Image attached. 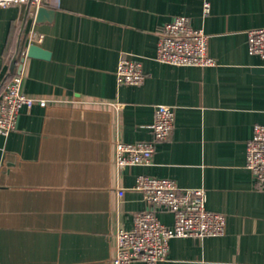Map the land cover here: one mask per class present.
<instances>
[{
	"label": "crops",
	"instance_id": "1",
	"mask_svg": "<svg viewBox=\"0 0 264 264\" xmlns=\"http://www.w3.org/2000/svg\"><path fill=\"white\" fill-rule=\"evenodd\" d=\"M43 8L52 14L39 22L33 6L0 9V94L21 74L22 91L46 101L21 108L14 130L0 135V264H111L116 232L149 208L133 190L140 175L203 189L206 208L226 217L223 236L174 238L158 264H264V192L245 167L246 142L264 124V59L247 48V31L264 28V0ZM177 16L207 35L214 66L155 60L159 33ZM29 45L49 58L21 61ZM122 57L141 63L140 86L118 85ZM156 105L175 108L169 139L149 165L118 168L117 143L152 139ZM157 217L173 225L171 213Z\"/></svg>",
	"mask_w": 264,
	"mask_h": 264
},
{
	"label": "built area",
	"instance_id": "2",
	"mask_svg": "<svg viewBox=\"0 0 264 264\" xmlns=\"http://www.w3.org/2000/svg\"><path fill=\"white\" fill-rule=\"evenodd\" d=\"M48 0H0V9L14 5L34 7V17ZM209 4L204 3L203 13L208 15ZM208 37L202 30L194 29L189 19L177 16L165 24L159 33L155 60L175 67H212L215 65L207 53ZM247 48L251 55L264 59V28L247 31ZM27 50L24 58H27ZM118 85L140 86L145 74L139 61L122 57L116 69ZM22 75L10 77L0 94V135L7 136L15 128L21 108L45 107L46 101L29 96L22 91ZM175 123V108L156 105L151 123L152 139L135 143L116 144L118 168L149 165L155 145L169 139ZM245 167L255 181V187L264 192V124H255L252 137L246 142ZM133 190L143 195L148 209L135 214L130 229H120L115 234L116 252L111 264H158L166 260L169 242L174 238L218 237L226 231V217L206 208L203 189H182L170 179L140 175ZM123 196V190L118 191ZM173 215V225L166 226L157 217V211Z\"/></svg>",
	"mask_w": 264,
	"mask_h": 264
},
{
	"label": "water",
	"instance_id": "3",
	"mask_svg": "<svg viewBox=\"0 0 264 264\" xmlns=\"http://www.w3.org/2000/svg\"><path fill=\"white\" fill-rule=\"evenodd\" d=\"M52 12L51 11H47L45 8H39L37 10L36 13V20L39 22L40 20L43 19L44 16H48L51 15ZM27 58H39V59H48L50 54L43 50L42 48H40L37 45H29L28 49H27ZM24 59L22 58L21 61H23Z\"/></svg>",
	"mask_w": 264,
	"mask_h": 264
}]
</instances>
